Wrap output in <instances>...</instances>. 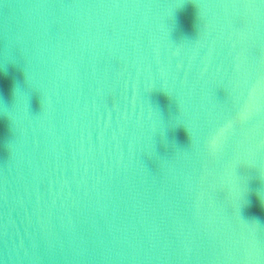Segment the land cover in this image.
I'll list each match as a JSON object with an SVG mask.
<instances>
[{
	"label": "water",
	"instance_id": "95a60500",
	"mask_svg": "<svg viewBox=\"0 0 264 264\" xmlns=\"http://www.w3.org/2000/svg\"><path fill=\"white\" fill-rule=\"evenodd\" d=\"M0 264H264V0H0Z\"/></svg>",
	"mask_w": 264,
	"mask_h": 264
}]
</instances>
